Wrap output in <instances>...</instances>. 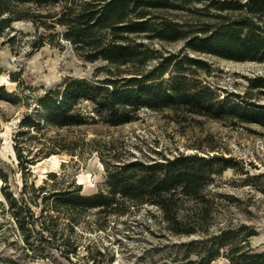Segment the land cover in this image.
Returning <instances> with one entry per match:
<instances>
[{
	"label": "rangeland",
	"instance_id": "1",
	"mask_svg": "<svg viewBox=\"0 0 264 264\" xmlns=\"http://www.w3.org/2000/svg\"><path fill=\"white\" fill-rule=\"evenodd\" d=\"M146 1L163 3L143 6L151 23L168 20L192 32L174 41L151 32L128 35L151 52L137 77L151 72L167 90L176 81L193 95L196 111L141 107L114 124L98 115V102L81 100L76 107L83 118L52 126L43 121L41 105L48 91L57 98L70 79L100 87L107 77L130 74L124 66L116 73L106 61L86 59V51L63 36V1L18 4L15 20L0 29V264H180L202 254L204 229L253 231L249 245L264 251V61L185 46L197 27L218 21L205 14L216 11L210 0ZM104 94L95 91L98 99ZM51 155L64 161L57 168L38 164ZM178 156H188L182 164L205 181L193 186L199 199L189 191L172 200L176 224L154 203L110 193L111 177L123 164ZM136 166L127 170L134 179L144 169ZM189 226L195 227L190 235L174 231ZM212 264L227 261L220 254Z\"/></svg>",
	"mask_w": 264,
	"mask_h": 264
},
{
	"label": "trees",
	"instance_id": "2",
	"mask_svg": "<svg viewBox=\"0 0 264 264\" xmlns=\"http://www.w3.org/2000/svg\"><path fill=\"white\" fill-rule=\"evenodd\" d=\"M28 1L37 6L54 5L63 1L58 19L67 28L63 36L84 49L86 59L106 61L117 68L116 73H120L118 68L124 66L123 71L130 74L128 77H107L100 87H92L85 79H70L63 84L61 92H57V98L48 91L41 99L45 111L43 121L46 123L55 127L74 124L75 119L83 118L76 107L81 100L98 102V115L114 124L127 122L131 113L141 107L161 110L185 106L188 111H196L192 107L193 95L180 91L176 81L167 90L162 81H153L156 77H151V72L143 76L142 80L137 77L151 52L143 42L129 41L128 35H145L151 32L161 40L174 41L192 32L182 30L178 23L168 20L162 19L157 25L151 23L143 6L163 3L146 0H0V29L15 20L14 7ZM208 5L219 12L205 14L218 21L213 25L197 27L196 32L199 34L189 36L185 46L194 52L237 61H264V0H210ZM222 11L233 14H223ZM188 61L197 63L190 59ZM106 71L113 75L111 69ZM95 91H104V97L98 99ZM229 106L233 110L239 109L238 104ZM185 159L189 157L178 156L145 166L137 161L123 164L111 177L110 193L120 194L134 202L154 203L160 207L166 220L176 224V211H170L172 200H178L177 195L188 194L189 191H193L194 199H199L195 188L200 180L203 181L200 187L205 181L202 176L182 164ZM200 159L203 160V157ZM134 165L144 168L137 179L133 178L134 174H127L128 169H136ZM78 198L83 202L91 200V197ZM194 230L195 227L189 226L174 231L190 235ZM244 230L226 228L218 233H210L208 229H204L206 240L202 242V254L180 264H212L220 254L226 258L227 264H264V251L253 252L248 242V237L254 235V232ZM233 238L239 244L229 246L228 242ZM193 243L194 240L189 242Z\"/></svg>",
	"mask_w": 264,
	"mask_h": 264
},
{
	"label": "bare ground",
	"instance_id": "3",
	"mask_svg": "<svg viewBox=\"0 0 264 264\" xmlns=\"http://www.w3.org/2000/svg\"><path fill=\"white\" fill-rule=\"evenodd\" d=\"M63 161L64 160H60L57 156L51 155L50 157L45 158L44 160L42 159V161L39 162L38 164H45V163H47L50 167L57 168L59 166L60 162H63ZM85 177H87V176H83V175L82 176H79L78 177V183L79 184L84 183L85 182V179H86Z\"/></svg>",
	"mask_w": 264,
	"mask_h": 264
}]
</instances>
